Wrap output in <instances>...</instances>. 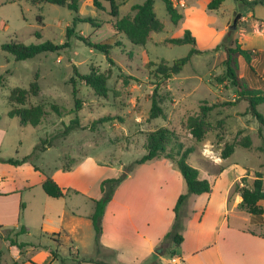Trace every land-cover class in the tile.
<instances>
[{
	"label": "rangeland",
	"instance_id": "rangeland-1",
	"mask_svg": "<svg viewBox=\"0 0 264 264\" xmlns=\"http://www.w3.org/2000/svg\"><path fill=\"white\" fill-rule=\"evenodd\" d=\"M77 1L79 15L95 21L77 20L75 30L93 41L118 43L111 50L113 63L108 62L102 52L90 49L75 38L70 40L69 47L58 52L16 60L1 49L2 43L16 40L32 44L51 40L59 44L76 14L66 6L49 2L0 0V74L4 76V83L0 86V264H13L11 254L19 253V249L23 251L20 261L38 259L39 264L49 263L50 248L59 250L56 261L60 263L62 259L67 264L87 258L99 259L94 246V228L83 216L93 212L94 201L71 190L67 196L51 197L43 190L41 178L51 177L57 168H71L85 157L101 162L98 164L106 165L118 176L145 153L147 134L162 126L171 130L169 148H193L187 162L198 169L202 178L216 184V194L236 176L237 182L246 175L252 182L259 172L264 181V129L261 135L259 122L251 112L248 100L238 97L229 80L219 78L226 70L227 49L239 43L252 52V57L249 65L242 56L233 54L237 75L250 87L264 92V4L221 0L217 6L209 8L211 0H184V6L172 0L181 14V19L173 23L164 2L154 0V10L163 27L152 32L145 44H134L125 35L114 34L112 23L117 17L131 14V6L144 0H115L117 17L111 14L110 0H102V8L94 6L92 0ZM185 30L190 31L195 39L194 47L202 53L193 54L179 73L164 80L159 91L164 113L149 118L151 93L162 79L157 66L161 62L170 65L174 59L185 56L193 46L192 43L168 41L183 36ZM36 31L40 32L39 36ZM75 69L79 73H88L91 69L110 70L108 91L104 96L77 80V97L82 101L77 111L74 110L70 81ZM35 79L40 90L37 95L29 96L25 105L43 104L47 114L37 126L22 125L17 117L8 115V96L14 87L28 89ZM202 101L216 103L217 107L206 118L211 125L210 131L197 140L190 134L186 122L189 116L199 112ZM52 103L58 106L60 113L52 110ZM256 110L264 116V102L258 104ZM106 115L113 119L92 124ZM75 117L80 125L65 135L63 130ZM245 135L251 138V145L247 148L240 144ZM41 139L51 141L53 145L46 144V148L30 161L19 165L6 161L32 155ZM231 143L235 145L234 152L221 158L222 149ZM159 159L166 158L145 162L147 166L140 170L139 176L146 178L152 167L150 164ZM168 161L174 168L173 162ZM139 166L133 173L140 169ZM221 167L225 169L224 174L213 178L212 174ZM156 171L149 183L153 193L167 184L168 173L164 167L157 165ZM96 176H102L101 172L88 168L78 173L77 179L81 183H91ZM170 180L169 184L177 189L175 179L171 177ZM142 189L145 191L144 186ZM158 194H161L160 189ZM189 197V203H193L194 196ZM258 204L264 212V199ZM185 209L188 210L187 204ZM62 210H65L64 215H61ZM70 210L80 216L73 217ZM230 219L240 226L248 224L232 216ZM21 226H25L27 232L16 234ZM63 230L68 234H55ZM10 239L25 245L9 250Z\"/></svg>",
	"mask_w": 264,
	"mask_h": 264
},
{
	"label": "trees",
	"instance_id": "trees-1",
	"mask_svg": "<svg viewBox=\"0 0 264 264\" xmlns=\"http://www.w3.org/2000/svg\"><path fill=\"white\" fill-rule=\"evenodd\" d=\"M40 2H49L62 6H66L69 10L76 14L74 21L71 25H68L65 29L64 40L56 44L51 40H45L40 43L24 44L20 41H9L1 44V49L8 54H11L16 60H24L32 58L40 53L47 52H58L59 50L69 47L70 40L75 38L83 42L90 49L102 52L107 61L113 63L111 57V50L114 45L118 43H111L109 41H93L89 36H84L75 30V21H88L94 23L95 19L86 16L81 17L78 13V1L77 0H38ZM102 0H92V3L97 8H102ZM111 1V14L115 17L118 16V5L115 0ZM164 2L166 11L168 12L170 19L173 23H177L181 19V14L178 12L176 7H174L172 0H162ZM246 4H264V0H238ZM221 0H211L208 4L209 8H214L217 6ZM132 13L125 14L121 17H117L113 23L112 27L114 29V34H123L125 37L134 44H145L150 35L154 31H160L163 27L162 22L158 19L154 10V0H144L142 3H136L131 6ZM39 21L42 22V16H38ZM237 19L235 20V22ZM39 36L40 32L36 31ZM169 42L174 44H184L192 43L190 51L180 58L174 59L170 65L160 63L156 70L157 73L162 76L154 86L151 93V106L149 109V118H154L156 116L162 115L164 113L161 106L159 91L163 86L164 80L169 79L173 75L179 73L183 66L190 60L191 56L196 53H202L201 50L194 47L195 39L189 30L184 31V35L181 37H172L168 39ZM238 54L243 57L245 62L250 65L252 52L248 49H244L239 43L235 44L234 48L227 49V58L224 60V65L226 66L225 73L219 77L220 80H229L231 84L235 87L239 98H245L249 102V107L251 112L255 115L259 122V133L262 135V130L264 129V116L257 112L256 107L258 104L264 102V92L260 89H256L247 85L236 73L235 68L237 63L234 60L233 54ZM109 72L107 71H97L91 69L88 73H79L76 69L74 70V76L70 78L72 88V94L74 97V110L77 111L81 108L82 101L77 97V87L76 82L80 80L84 82L87 86H90L94 92L98 95H106L107 79L109 78ZM4 83V76L0 74V86ZM40 90L38 81L35 79L29 84V88L25 89L22 87H14L8 96L10 102V109L8 115L10 117H17L22 125L30 124L37 126L40 121L47 114L43 104H36L32 106H26V101L29 96H35ZM217 107L216 103L208 104L206 101H202L199 106V112L196 115H191L188 117L186 122V127L190 134L197 140H201L204 135L210 131L211 125L206 120L208 113ZM51 108L54 112H58L59 108L56 104L52 103ZM111 115H106L93 121L92 124H98L106 121L112 120ZM221 121H219L220 123ZM80 125L78 117H75L69 121L66 125L63 133L66 135L70 130L75 129ZM171 143V130L168 127H159L147 134L145 142V153L134 159L128 166H126L118 176L108 177L101 180L100 195L98 198L93 199L94 210L89 215L91 224L94 228V246L95 252L100 251V235L102 233V216L104 214L105 207L107 203L111 200L114 191L118 185L127 178L138 165L148 162L152 159L166 158L173 162L174 168L178 170L182 176V180L185 185V191L180 193L176 199L174 205V219L169 228V230L164 234L160 242L156 245L152 257L158 258L160 255H168L173 257L177 254V248L180 246L183 240L182 231L184 229V220L188 216V211L185 209L186 201L191 194H201L209 193L212 190V183L207 178H202L199 174L198 169L191 166L187 162V157L190 152L193 151L192 147H187L185 149H172L169 148ZM48 146L53 145L51 141L46 142L45 139H41L40 144L36 147L35 152L30 156H25L21 160L8 159L7 162L19 165L22 162L30 161L33 156H36L40 151ZM240 144L243 147H249L251 145V138L245 135ZM234 144H226L222 149L220 157L227 158L234 152ZM35 169H39L34 166ZM65 170L70 169V167L64 168ZM223 167L219 168L215 174H212L213 178L216 177ZM217 174V175H216ZM242 183V184H240ZM41 186L45 193L51 197L59 198L64 196V189L50 176H45L41 182ZM237 193L241 196V201L239 207L251 214L254 221H260L263 215V209L258 204L259 200L264 199V181L263 175L257 173L255 179L249 182L247 175L242 176L239 182H235L232 188V194ZM26 231L25 226H21L16 234H21ZM12 245L22 247L25 243H18L15 239H10ZM54 256L58 254L56 251H52ZM84 260V259H82ZM88 261L94 264H109L101 259H89ZM61 264H67L61 260Z\"/></svg>",
	"mask_w": 264,
	"mask_h": 264
},
{
	"label": "crops",
	"instance_id": "crops-1",
	"mask_svg": "<svg viewBox=\"0 0 264 264\" xmlns=\"http://www.w3.org/2000/svg\"><path fill=\"white\" fill-rule=\"evenodd\" d=\"M98 163L91 157H85L68 170L57 168L51 177L64 189V196L72 191L93 200L100 195L101 180L115 176L110 172V168ZM150 165L153 168L150 166L146 178L139 176L140 170L147 166L143 163L138 167L140 169L131 173L118 185L107 203L102 216L99 259L109 264H264V213L260 221H254L251 214L239 207L241 196L237 193L232 194L237 176L232 178L219 194H216V184L212 183L211 192L192 194L193 203H189L191 197L188 196L186 201L188 216L184 220L183 240L177 248V254L173 257L168 255L152 257L156 245L173 222L175 216L173 208L179 194L184 192V182L180 172L174 169L168 160L159 159ZM157 165L164 167L168 173L165 180L167 184L164 188H158L161 194H158V191L153 193L149 184L152 181L151 177L156 175ZM88 168L100 171L102 176H96L91 183H81L77 179V174ZM224 171L225 169L214 178H220ZM171 177L177 182V189L169 184ZM43 179L41 178V182ZM142 186L145 187V191ZM70 212L73 217L80 216L73 210ZM91 213L83 215L87 223H91L89 219ZM64 214L65 210H62L61 215ZM231 216L247 222V226L232 222ZM65 232L63 230L55 234ZM15 247L17 246L10 243L8 249L12 250ZM52 250L54 249L50 248L48 251L51 254L48 264H61L60 261H56L57 256L52 254ZM55 251L59 256V250ZM22 254L23 251L20 249L17 254L13 252L10 258L12 263L39 264L38 259L24 258L20 261ZM84 260L73 262L94 264L89 262L88 258Z\"/></svg>",
	"mask_w": 264,
	"mask_h": 264
},
{
	"label": "built area",
	"instance_id": "built-area-1",
	"mask_svg": "<svg viewBox=\"0 0 264 264\" xmlns=\"http://www.w3.org/2000/svg\"><path fill=\"white\" fill-rule=\"evenodd\" d=\"M181 6L185 5V1L184 0H176ZM246 1H254V0H246Z\"/></svg>",
	"mask_w": 264,
	"mask_h": 264
}]
</instances>
